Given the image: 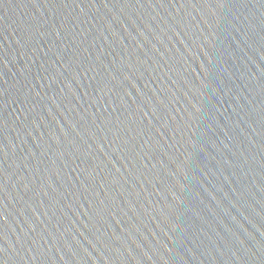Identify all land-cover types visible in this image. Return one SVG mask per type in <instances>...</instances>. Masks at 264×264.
<instances>
[{
    "label": "water",
    "instance_id": "obj_1",
    "mask_svg": "<svg viewBox=\"0 0 264 264\" xmlns=\"http://www.w3.org/2000/svg\"><path fill=\"white\" fill-rule=\"evenodd\" d=\"M264 0H0V264H254Z\"/></svg>",
    "mask_w": 264,
    "mask_h": 264
}]
</instances>
